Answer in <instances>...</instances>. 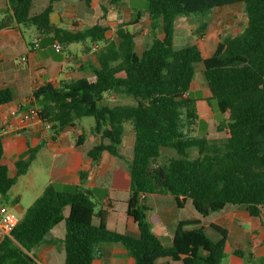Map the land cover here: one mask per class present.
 Returning <instances> with one entry per match:
<instances>
[{"label": "trees", "instance_id": "1", "mask_svg": "<svg viewBox=\"0 0 264 264\" xmlns=\"http://www.w3.org/2000/svg\"><path fill=\"white\" fill-rule=\"evenodd\" d=\"M35 0H7L9 11L0 20V30L15 25L36 29L37 33L64 46L90 41L100 45L96 57L100 69L95 79L46 82L32 93L29 105L39 112V120L50 125L54 139L84 118H94L90 132L100 142L88 153L97 162L104 153L120 157L127 125L135 134L134 158L130 164L131 191L127 215L137 224L139 235L111 230L109 212L97 211L98 204L89 190L78 187L61 192L53 184L19 219L12 234L0 249V264H37L31 253L49 242L52 230L65 224L61 243L65 264H92L102 244L121 245L135 264H156L171 259L182 264H224L228 232L212 224L221 235L213 241L200 220L179 223L172 247L154 234L148 222V208L142 195L174 197L179 207L191 201L201 217L221 212L227 206L244 207L262 221L264 214V0H147L152 43L144 53H136L137 33L126 26L116 29L117 40L106 37L107 8L85 30L70 31L56 26L51 18L54 5L63 0H48L49 5L33 14ZM91 7L94 0H79ZM117 6L124 0H107ZM245 5L246 25L237 22L222 37L211 23L202 22L193 32L191 46L175 49L176 20L181 16L208 15L217 8ZM165 34L158 38L160 21ZM204 75L219 111L228 120L216 125V134L196 136L197 101L191 97L197 65ZM120 94L135 105L104 103L106 94ZM189 94L188 96H185ZM9 89L0 91V105L13 102ZM188 130V133H185ZM82 134L77 146L86 141ZM42 146L29 148L28 155L15 163V172L3 163L5 148L0 137V195L6 198L18 179L26 175ZM173 150L175 157H165ZM195 151L197 157L191 158ZM0 204L3 202L0 200ZM98 221V222H97ZM253 249L264 240L251 241ZM240 258L255 261L253 250L235 252ZM258 264H264V258Z\"/></svg>", "mask_w": 264, "mask_h": 264}, {"label": "crops", "instance_id": "2", "mask_svg": "<svg viewBox=\"0 0 264 264\" xmlns=\"http://www.w3.org/2000/svg\"><path fill=\"white\" fill-rule=\"evenodd\" d=\"M126 1L129 4V0H124L117 6H109L107 0H94L92 6L87 7L79 0H63L54 5L51 20L65 30H85L92 27L102 16L101 7L104 6L107 8L105 23L109 26V31L113 30L111 34H108V31L106 37L117 40L116 29L126 26L129 31L138 34L136 53L141 56L153 40L152 35L150 41L139 37L141 34L146 37L148 29L150 32L151 20L147 16V10L143 13L130 6L126 7ZM96 4L100 13L94 14L91 11ZM48 5V0H35L32 13H40ZM8 11L7 0H0V20ZM142 28L143 33H139ZM157 33L159 39H164L162 20ZM140 39L144 40L143 48ZM54 43L51 39L40 36L34 28L15 25L0 30V91L9 89L14 95L13 102L0 105V120L8 126V131L2 137L5 148L3 163L14 173L15 163L27 157L29 148L42 146L28 173L20 177L9 191L7 205L11 210L12 207L18 208L23 199L28 197L31 199V206L50 184L61 192H72L78 187H83L90 191L92 199L98 204L97 211L109 212L106 221L109 229L136 237L139 235L138 226L127 215V202L132 186L130 164L134 158L135 144L132 127L129 130L127 125L120 147V157L104 153L100 160L95 162L88 155L100 142V139L90 132L95 124L94 118L83 119L76 127L66 129L56 139L41 121L21 119V112H25L30 106L29 100L33 91L44 83L52 82L59 86L63 82L94 80L95 71L100 69L96 57L99 44L96 50V45L93 44H70L64 46L62 53H57L53 47ZM104 103L109 106L133 104L129 97L115 93L106 94ZM197 122L198 118L195 130ZM84 133L87 134L86 141L77 146L79 137ZM195 134L196 131L193 135ZM143 204L148 208L147 218L152 231L165 247H172L180 222L200 220L201 226L213 241H219L221 235L212 228V224L227 230L224 264H242L248 258L238 257L235 253L238 250H253L257 258V253L264 248L263 246L253 249L251 245L253 239L264 240V214L261 221L251 217L244 207L227 206L221 212L201 217L191 201H186L183 207H179L174 197L162 195H147ZM65 234L64 223L52 230L49 242L35 249L39 254L31 253L37 264H65L66 253L61 243L50 244L52 240L62 241ZM92 264H135V260L121 245L102 244L98 247V256ZM156 264L182 263L166 258L158 260Z\"/></svg>", "mask_w": 264, "mask_h": 264}, {"label": "rangeland", "instance_id": "3", "mask_svg": "<svg viewBox=\"0 0 264 264\" xmlns=\"http://www.w3.org/2000/svg\"><path fill=\"white\" fill-rule=\"evenodd\" d=\"M126 7L130 6V8L135 9L136 11H141L145 13L148 9V1L147 0H129V4L126 1L124 3ZM85 6V5H84ZM97 4L94 5L91 12L94 14L100 13L99 9H97ZM239 16V22L244 26L246 25V13H245V5L237 4L233 6H228L224 8H217L212 13L202 16L191 15V16H181L177 20V30L174 40L175 49H181L184 47L191 46L195 43L196 38L193 36V32L198 28L199 24L204 22L211 23L213 27L217 29L219 34L222 37L227 36L228 33L231 32L232 28L235 26L237 22V17ZM89 23V22H88ZM87 23V24H88ZM143 28L140 29L139 33H143ZM148 34H145L144 37L142 34L139 36L140 38H146L150 41L151 34L149 29L147 30ZM113 30L109 31L108 34H111ZM113 37H111L112 39ZM142 43V48L144 45V40H139ZM139 42V44H140ZM86 44L91 45L90 41L85 42ZM82 44V43H81ZM193 89H192V98L197 101V130L196 136H206L212 135L213 139L216 141H224V138L218 134H216L214 126L217 124L228 120V115L222 114L217 106L216 101L211 100V93L204 75V66L202 64L197 65L196 74L194 78ZM133 102L132 105H135V101L130 98ZM86 119V118H84ZM93 120V119H91ZM88 122V121H86ZM127 127V126H126ZM131 125H128V129L130 130ZM132 129V128H131ZM185 133H188V130H185ZM91 142L89 143V145ZM165 157H175L176 153L173 150H164ZM191 158L197 157V153L195 151L190 153ZM25 179H23L24 182ZM8 196V195H7ZM2 199L0 195V200ZM5 199V200H4ZM6 198H3V205H7ZM31 199L25 197L18 208L12 207V213L21 218L26 210L30 207ZM98 207V206H97ZM38 251H33V254L38 255ZM32 254V255H33ZM264 258V248L260 252L257 253V258L254 262L250 261V259H245L242 264H258L261 259ZM228 262V260H226Z\"/></svg>", "mask_w": 264, "mask_h": 264}, {"label": "built area", "instance_id": "4", "mask_svg": "<svg viewBox=\"0 0 264 264\" xmlns=\"http://www.w3.org/2000/svg\"><path fill=\"white\" fill-rule=\"evenodd\" d=\"M53 47L57 53H62L64 50V45L60 42L54 43ZM96 49H98V45L95 46V50ZM188 95L189 94H186L185 96ZM13 114L15 115L16 112H14ZM38 115V110L34 107L29 106L25 112H21V119L24 121L39 120ZM46 127L50 129V125L48 124L46 125ZM7 131L8 126L0 120V137H3V135ZM145 198L146 195H142L141 201L143 202ZM19 219V217L15 216L12 213L11 208L8 205L0 204V249L7 239L12 238V234L17 226Z\"/></svg>", "mask_w": 264, "mask_h": 264}]
</instances>
